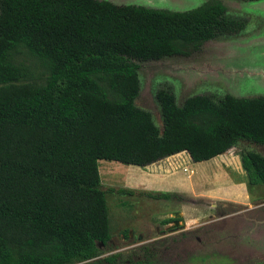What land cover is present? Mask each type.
Instances as JSON below:
<instances>
[{
  "label": "trees",
  "instance_id": "obj_1",
  "mask_svg": "<svg viewBox=\"0 0 264 264\" xmlns=\"http://www.w3.org/2000/svg\"><path fill=\"white\" fill-rule=\"evenodd\" d=\"M244 26L221 0L186 10L0 0V264H74L101 255L111 232L99 159L145 167L183 151L199 162L241 142L264 146L263 95L195 94L178 105L163 85L155 91L161 128L135 104L137 60L189 55ZM240 155L249 185L264 188V155ZM155 244L96 264L150 263Z\"/></svg>",
  "mask_w": 264,
  "mask_h": 264
},
{
  "label": "rangeland",
  "instance_id": "obj_2",
  "mask_svg": "<svg viewBox=\"0 0 264 264\" xmlns=\"http://www.w3.org/2000/svg\"><path fill=\"white\" fill-rule=\"evenodd\" d=\"M108 1L117 5L141 4L186 10L206 0ZM221 1L231 16L245 22L240 31L210 39L189 55L137 60L140 90L135 104L148 110L160 128L162 119L155 91L163 85L171 87L178 105L185 97L195 94L264 96V0ZM244 149L264 155L263 145L239 143L227 152L228 161L220 168L221 178L225 176L232 180L245 176L238 155ZM182 158L190 159L183 151L163 165L187 172L185 165L178 163ZM188 167L196 169L193 184L186 176L178 181L177 187L166 186L180 191L172 193L169 199H157L149 197L147 192L167 190L155 185L157 180L148 176L144 167L99 159L98 170L101 188L106 191L111 238L108 244L100 246V256L74 264H96L108 254L125 252L153 240L156 248L154 255L150 256L152 261L142 264H264V193L260 186L253 187L249 194L250 204L245 206L250 209L217 203V207L221 206L232 215L217 219L215 214L214 220L208 223L206 218L196 221L194 226L187 223L185 228L163 223L165 218L172 216L171 213L184 208L186 218L197 216L202 209L198 206L203 205L209 191L216 189L218 180L210 174L209 163L191 161ZM227 186L222 184L219 190ZM121 188H133L134 191L124 194L117 191Z\"/></svg>",
  "mask_w": 264,
  "mask_h": 264
},
{
  "label": "crops",
  "instance_id": "obj_3",
  "mask_svg": "<svg viewBox=\"0 0 264 264\" xmlns=\"http://www.w3.org/2000/svg\"><path fill=\"white\" fill-rule=\"evenodd\" d=\"M233 147H235V146H233ZM233 147H231L227 151H225L219 155H216L210 159L203 160V163H209L210 174H212V177H215V180H218L217 184H216V189L208 192L209 196L205 197L206 198L205 202H207L206 204L204 202L203 205L198 206V207H202V209L196 213L197 216L191 215V216H193V218H186L185 217V211H187L186 208L181 209V211L177 210L176 212L171 213L172 216H170V217H173L174 220L169 222V223H173L172 226H175V227L178 226V227L185 228L187 223H189L190 226H194L195 224H197L196 221L203 220V219L206 220V218H208V220L206 221V223H208V222L214 220L213 216H215V214L218 215L217 219H221L223 217H229L232 215L231 214L232 212L224 211L222 208H220L221 206L217 207V203H220L222 205L225 203H230V204H234V205H242L244 208H249L248 206H245V205H247L248 203L250 204V200H249L250 195L249 194H251L252 188L260 186V187H262L263 193H264V188L262 185H260V184L249 185L247 171L245 170V168L242 165V159H241V155H240L242 150L239 152L238 155H239V160H240V166H241V169H242L245 176L244 177L240 176L239 178H234L232 180L226 178L225 176H223L222 178L220 177L221 176L220 168L224 163H226L228 161L226 154ZM179 153L173 154L171 156H168L164 159H161L157 162L151 163V164L144 167L147 170L146 172H147L148 176L157 180L155 185H157L160 189L162 188L164 190H167L165 192H170L171 194L174 192L180 191V190H175L172 188L167 189L166 186L174 185L177 187L178 181H180L182 178H186V176L188 177L189 181L192 183L194 174H196V169L188 167V165L192 161L191 158L190 159L182 158V160H179V162H178L182 165H185L186 171L189 172L188 174H186L187 172H183V170L177 171V170L173 169V166L170 167V165L169 166L163 165L166 161L175 157ZM173 181L175 183H173ZM222 184H228V186L222 190L224 192L219 190V188ZM162 185L165 186V188ZM228 188H229V190H228ZM201 201L202 200H200V202ZM212 201H215V204H213ZM186 205L187 204H185V206ZM189 213L191 214V212H189ZM166 224H168V223H166Z\"/></svg>",
  "mask_w": 264,
  "mask_h": 264
}]
</instances>
